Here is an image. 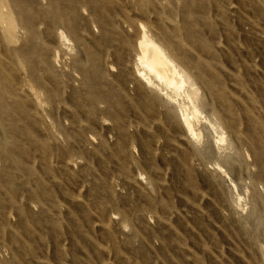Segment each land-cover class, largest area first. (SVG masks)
Here are the masks:
<instances>
[{
	"label": "rangeland",
	"instance_id": "obj_1",
	"mask_svg": "<svg viewBox=\"0 0 264 264\" xmlns=\"http://www.w3.org/2000/svg\"><path fill=\"white\" fill-rule=\"evenodd\" d=\"M0 264H264V0H0Z\"/></svg>",
	"mask_w": 264,
	"mask_h": 264
},
{
	"label": "bare ground",
	"instance_id": "obj_2",
	"mask_svg": "<svg viewBox=\"0 0 264 264\" xmlns=\"http://www.w3.org/2000/svg\"><path fill=\"white\" fill-rule=\"evenodd\" d=\"M138 50L139 56L137 61L141 69L137 71V77L148 84H152L153 78L164 84L166 88L170 89L174 94L178 93L183 86V81L175 67L158 47L143 35L138 43ZM190 111L193 117L189 118L187 114H184L182 123L187 134L194 136L193 119L194 116H196L197 110L193 107Z\"/></svg>",
	"mask_w": 264,
	"mask_h": 264
}]
</instances>
